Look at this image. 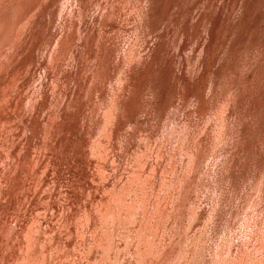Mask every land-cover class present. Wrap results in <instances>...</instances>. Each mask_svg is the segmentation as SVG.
Listing matches in <instances>:
<instances>
[{"label": "rangeland", "instance_id": "obj_1", "mask_svg": "<svg viewBox=\"0 0 264 264\" xmlns=\"http://www.w3.org/2000/svg\"><path fill=\"white\" fill-rule=\"evenodd\" d=\"M8 8L0 264H264V0Z\"/></svg>", "mask_w": 264, "mask_h": 264}, {"label": "bare ground", "instance_id": "obj_2", "mask_svg": "<svg viewBox=\"0 0 264 264\" xmlns=\"http://www.w3.org/2000/svg\"><path fill=\"white\" fill-rule=\"evenodd\" d=\"M9 1H10V0H0V19L4 16V15L2 14V12H4V11H5V12H4V13H5V16L8 17V15H6V12H7L6 10H7V9H11V8H8V7H9V6L12 7V6L14 5V0H12V1H10V2H9ZM12 4H13V5H12ZM13 9H14V8H13ZM9 12H10V11H8L7 13H9ZM11 15H12V14H11ZM2 20H3V19H2ZM2 20H0L1 23L3 22ZM9 22H10V21H9ZM19 22H20V21H19ZM7 27H8V26H7ZM17 27H18V26H17ZM15 32H16V31H15ZM17 35H18V34H17ZM0 37H1V36H0ZM3 37H4V36H3ZM1 38H2V37H1ZM0 40H1V39H0ZM4 40H5V39H4ZM65 45H66V44H65ZM64 48H65V47H62V52H64V51H63ZM66 49H67V48H66ZM65 51H66V50H65ZM62 52H61V53H62ZM61 53H60V54H61ZM16 67H17V66H16ZM17 73H18V72H17ZM20 75H21V74H20ZM16 76H17V75H16ZM1 96H2V95H1ZM112 108H113V107H112ZM34 129H35V128H34ZM33 131H34V130H33ZM17 135H18V134H17ZM169 135H170V134H169ZM178 135H179V134H178ZM108 139H109V138H108ZM181 141H182V140H181ZM17 142H18V141H17ZM17 145H18V144H17ZM159 150H160V149H159ZM14 153H15V152H14ZM19 156H20V155H19ZM6 159H7V158H6ZM188 159H189V158H188ZM16 162H17V161H16ZM18 163H19V162H17V164H18ZM4 164H5V163H4ZM14 164H15V163H14ZM14 164H13V165H14ZM7 166H8V165H7ZM10 166H11V165H10ZM12 167H13V166H12ZM5 169H6V168H5ZM10 169H12V168H10ZM138 169H139V168H138ZM137 176H138V175H137ZM182 176H183V175H182ZM7 178H8V177H7ZM130 178H131V177H130ZM139 178H141V177H139ZM135 179H136V178H135ZM143 179H144V178H143ZM177 180H178V179H177ZM139 181H140V180H139ZM139 181H138V182H139ZM144 181H145V179H144ZM146 181H148V180L146 179ZM3 182H4V181H3ZM3 182H2V183H3ZM9 182H10V181H9ZM132 182H133V181H132ZM190 182H191V181H190ZM143 183H144V182H143ZM145 183H146V182H145ZM185 183H186V182H185ZM10 184H11V183H10ZM129 184H130V183H129ZM133 184H134V183H133ZM133 184H132V185H133ZM138 184L140 185V182H139ZM138 184H136V185H138ZM3 185H4V184H3ZM136 185H135V187H136ZM139 185H138V186H139ZM0 186H1V185H0ZM4 186H5V185H4ZM141 186H142V185H141ZM139 187H140V186H139ZM142 187H143V186H142ZM146 187H148V186H146ZM146 187H144V188H146ZM185 187H186V186H185ZM137 188H138V187H136V189H137ZM144 188H142V189H144ZM136 189H135V190H136ZM139 189H140V188H139ZM142 189H141V192L144 193V191H142ZM137 191H138V190H137ZM134 192H135V191H134ZM139 192H140V191H139ZM168 192H169V191H168ZM165 194H166V193H165ZM4 195H5V194H4ZM8 195H9V194H8ZM136 195H137V194H135V196H136ZM142 195H143V194H142ZM144 195H145V194H144ZM144 195H143V196H144ZM137 196H138V195H137ZM137 196H136V198H137ZM143 196H142V197H143ZM140 197H141V196H140ZM123 198H124V197H123ZM123 198H122V199H123ZM120 199H121V198H120ZM142 199H144V198H142ZM142 199H140V200H142ZM148 199H149V198H148ZM155 199H156V197H155ZM124 200H125V199H124ZM124 200H123V201H124ZM130 200H131V199H130ZM138 200H139V196H138ZM162 200H163V199H162ZM127 201H128V200H127ZM131 201H132V200H131ZM133 201H134V199H133ZM135 201H136V200H135ZM144 201H145V200H143V202H144ZM121 202H122V201H121ZM121 202H119V203H121ZM124 202H125V201H124ZM124 202L122 203V205L124 204ZM136 202H137V201H136ZM146 202H147V198H146ZM161 202H162V201H161ZM107 203H108V202H107ZM125 204H126V203H125ZM100 205H101V204H100ZM102 205H103V204H102ZM108 205H109V203L107 204V206H108ZM120 205H121V204H120ZM126 205H127V204H126ZM130 205H131V206H134V205H136V204H135V203H134V204L132 203V204H130ZM130 205H129V206H130ZM151 205H152V203H151ZM131 206H130V207H131ZM146 206H147V205H146ZM121 207H123V206H120V209H119V210H122V211L124 210L125 207L127 208V206H124L123 209H122ZM134 207H135V206H134ZM134 207H133V208H134ZM144 207H145V205H144ZM148 207H149V206H148ZM148 207H147V209H148ZM158 207H159V206H158ZM105 208H106V207H105ZM112 208H113V207H112ZM131 208H132V207H131ZM109 209H110V207H108V211H109ZM134 209H136V208H134ZM134 209H133V210H134ZM142 209H143V208H142ZM144 209H145V208H144ZM147 209H145V210H147ZM185 209H186V208H185ZM196 209H197V208H196ZM117 210H118V209H117ZM126 210H127V209H126ZM126 210H125V212H126ZM137 210H138V209H137ZM105 211H106V213L108 214V216H107V215H105V216H107V217L109 218V217L111 216L112 213L108 212L106 209H105ZM110 211H111V210H110ZM115 211H116V209H115ZM122 211H120V213H121ZM130 211H131V210H130ZM142 211H143V210H142ZM100 212H101V210H100ZM117 212H118V211H117ZM133 212H134V211H133ZM133 212H132V214H133ZM143 212H145V211H143ZM143 212H142V213H143ZM103 213H104V212H103ZM114 213H115V212H114V209H113V215H114ZM130 213H131V212H129V215H130ZM211 213H212V212H211ZM101 214H102V213H101ZM117 214H118V213H117ZM121 214H122V213H121ZM121 214H118V218H120L119 216H121ZM122 215H123V214H122ZM143 215H144V217H145V213H143ZM147 215H148V213H147ZM101 216H103V215H101ZM105 216H104V220H106V219H105ZM128 217H129V216H128ZM144 217H143V218H144ZM146 217H147V216H146ZM150 217H151V216H150ZM155 217H156V216H155ZM196 217H197V216H196ZM123 218H124V217H123ZM126 218H127V217H126ZM148 218H149V217H147V220H148ZM121 219H122V218H121ZM134 219H135V218H134ZM147 220H145V221L147 222ZM112 221H113V220H112ZM126 221H127V220H126ZM132 221H133V219H132ZM175 221H176V220H175ZM146 222H145V224L148 225ZM170 222H171V221H170ZM119 223H120V222H119ZM132 223H133V222H132ZM111 224H112V223H111ZM182 224H183V223H182ZM203 224H204V223H203ZM207 224H208V223H207ZM149 225H150V224H149ZM95 226H96V225H95ZM242 226H243V225H242ZM97 227H98V226H97ZM101 227L103 228V226H101ZM105 227H106V225H105ZM148 227H149V226H148ZM148 227H147V228H148ZM157 227H158V226H157ZM181 227H182V226H181ZM99 228H100V227H99ZM141 228H142V227H141ZM145 228H146V227H145ZM184 228H185V227H184ZM28 229H30V228L28 227ZM31 229H32V228H31ZM156 229H157V228H156ZM180 229H181V228H180ZM205 229H206V228H205ZM242 229H243V228H242ZM109 230H110V228H109ZM113 230H114V229H113ZM150 230H151V229H150ZM150 230H149V231H150ZM9 231H10V230H9ZM7 232H8V231H7ZM25 232H26V231H25ZM103 232H104V231H103ZM112 232H113V231H112ZM112 232H111V233H112ZM27 233H28V232H27ZM111 233H110V234H111ZM149 233H150V232H149ZM215 233H216V232H215ZM7 234H8V233H7ZM15 234H16V233H15ZM28 234H29V233H28ZM36 234H37V233H36ZM105 234H106V236H107L108 232H106ZM229 234H230V233H229ZM16 235H17V234H16ZM94 235H95V234H94ZM150 235H151V234H150ZM155 235H156V234H155ZM178 235H180V234H178ZM178 235H177V236H178ZM126 236H127V235H126ZM146 236H147V235H146ZM151 236H152V235H151ZM151 236H150V239H151ZM223 236H224V235H223ZM33 237H34V236H33ZM86 237H87V236H86ZM111 237H112V236H111ZM178 237H179V236H178ZM178 237H177V238H178ZM229 237H230V236H229ZM93 238H94V236H93ZM173 238H174V237H173ZM31 239H32V238H31ZM33 239H34V238H33ZM129 239H130V238H129ZM148 239H149V237H148ZM181 239H182V238H181ZM35 240H36V239H35ZM97 240H98V239H97ZM145 240H146V239H145ZM231 240H232V239H231ZM31 241H32V240H31ZM33 241H34V240H33ZM110 241H111V240H110ZM127 241H128V240H127ZM142 242H143V241H142ZM147 242H148V241H147ZM152 242H153V241H152ZM137 243H138V242H137ZM149 243H150V242H149ZM26 244H27V243H26ZM28 244L30 245V241H29ZM28 244H27V245H28ZM32 244H33V243H32ZM145 244H147V243H144V246H145ZM175 244H176V243H175ZM263 244H264V243H263ZM23 245H24V244H23ZM29 245H28V247H29ZM96 245H97V244H96ZM110 245H111V244H110ZM110 245H109V247H110ZM142 245H143V244H142ZM217 245H218V244H217ZM262 246H263V245H262ZM32 247H33V246H32ZM98 247H100V246H98ZM7 248H8V247H7ZM103 248H104V247H103ZM148 248H149V246H148ZM151 248H152V247H151ZM179 248H180V247H179ZM261 248H262V247H261ZM30 249H31V247L29 248V250H30ZM105 249H107V248H105ZM215 249H216V248H215ZM10 250H11V247H10ZM10 250H9L8 255L10 254ZM109 250H110V249H109ZM3 251H4V250H3ZM12 251H13V248H12ZM32 251H33V250H32ZM32 251H31V252H32ZM149 251H150V250H149ZM149 251H148V252H149ZM4 252H5V251H4ZM27 252H29V251H27ZM156 252H157V251H156ZM244 252H245V251H244ZM6 253H7V252H6ZM151 253H152V252H151ZM260 253H261V251H260ZM3 254H4V253H3ZM8 255H7V256H8ZM12 255H13V254H12ZM35 255H36V254H35ZM145 255H146V254H145ZM228 255H229V254H228ZM7 256H6V257H7ZM32 256H33V255H32ZM2 257H3V256H2ZM7 258H8V257H7ZM27 258H29V256H28ZM35 258L37 259L36 256H35ZM35 258H34V260H35ZM0 259H1V257H0ZM18 259H19V258H18ZM23 259H24V258H23ZM41 259H42V258H41ZM24 260H25V259H24ZM27 260H28V259H27ZM30 260H32V259H30ZM37 260H38V259H37ZM14 261H15V260H14ZM14 261H13V262H14ZM43 261H47V260H43ZM211 261H212V260H211ZM211 261H210V262H211ZM216 261H218V260H216ZM23 262H25V261H23ZM29 262H31V261H29ZM29 262H28V264H30ZM33 262H36V260H35V261H32V263H33ZM37 262H38V261H37ZM2 263H3V258H2ZM2 263H1V264H2ZM20 263H21V262H20ZM32 263H31V264H32ZM43 263H47V262H43ZM251 263H252V262H251ZM253 263H254V262H253ZM6 264H12V262L10 263V261H7ZM15 264H16V263H15ZM17 264H19V262H17ZM24 264H25V263H24ZM33 264H34V263H33ZM35 264H36V263H35ZM38 264H39V263H38ZM40 264H41V263H40Z\"/></svg>", "mask_w": 264, "mask_h": 264}]
</instances>
